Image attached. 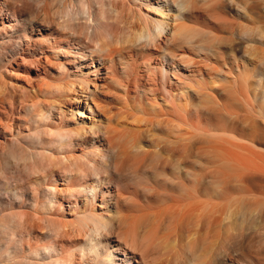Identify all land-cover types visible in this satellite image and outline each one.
<instances>
[{
    "label": "rangeland",
    "instance_id": "rangeland-1",
    "mask_svg": "<svg viewBox=\"0 0 264 264\" xmlns=\"http://www.w3.org/2000/svg\"><path fill=\"white\" fill-rule=\"evenodd\" d=\"M67 1L68 0H0V11H2L0 13V47L2 48L0 52H3L4 55V58H0V60L6 58L7 61L5 65L0 63L2 67L0 69V94L6 99L14 100L17 106V110L15 111L17 115L15 114L14 116L17 118H14L15 122L13 121L12 126L6 124V115L3 113V109L0 108V186L2 184V190L0 191V264H54L51 258L44 259L43 254L37 255L35 253V249L45 246L48 241L54 238V228L50 219L51 215L43 210L32 208L31 204H34V200H37L36 198H29V196L25 194L16 196L9 192L10 188L5 183V180L10 177V167L12 171H15L16 174H14L16 176L19 174L18 176L23 177L22 175L27 172V169H29L28 166L32 163V160L39 161V159L41 160L42 158V155L38 154V151H35L32 146L33 141L29 138L36 127L31 123L32 120L29 119V116L25 115V113L18 108L19 101L28 100V102H31L32 100L35 102L37 99L36 102H38L39 100L43 101L49 99L47 97L44 98L43 93H41V96L39 90L42 89L43 91L45 87L49 89L48 85L50 84H63L62 86L67 84L66 86L72 85L73 87L76 85L74 89L78 90L79 84L76 81L77 79H74L75 73L77 72L82 80L86 78L85 75L88 73L89 69H77V64L71 61L74 57V46L71 44L60 45V42H57V40L56 43L52 40H46L43 47L48 58L46 63L45 61L42 62L43 67L42 64H38V66L35 62L31 63L33 58L31 59V57L23 56L20 53L41 52L37 44L46 39L48 31H45L42 35H37V33H35V28H33V32H29L30 23L36 25L38 23H42L43 25H50L52 23L51 25L53 27H58L57 23L59 24L60 22L62 23L64 19L66 20L68 16L65 18V14L68 15L70 13V18H73L72 20L74 21L71 20L72 24L74 23V25H78V27L81 25L85 26L86 19L95 10V12L99 11L105 15V19L110 21L107 22L103 19V21L105 20L106 22L104 25L107 24L105 26L107 30H110V34H112L114 40L119 42L122 41L121 45L126 47L133 46L136 42L139 44L144 41L143 39H140L141 41L137 40L138 37L136 36L142 35L144 28L147 27L146 25L150 21H162L163 26H165V31H170L169 33H171V29H174L176 34L186 35L187 38L189 37V40H191V44L190 41H188L187 45L185 43L182 44L181 41L180 43L176 41L178 43V48H175L176 45H174L175 47L168 45L164 53L168 55L170 53V48L171 50L177 49V52L186 51V55H189L190 59L192 58L191 62L185 64L187 69L190 71L191 69H200L205 75V80L208 83L214 81L217 83L216 86L225 85L228 89L222 88L225 91L227 90L228 93H226L227 96L224 94L220 97V105L218 107L221 109L217 108L220 111H216V118H214V109L212 111L213 113L209 115L210 113L203 114L205 110L203 108L209 106L211 108L209 110H212V108H216L217 106H215V104H210L204 97H197V95H195L196 93H194L196 89L193 87V82L185 83L186 88H191L189 90V104L192 110L197 109L201 112V116L203 115L200 117L202 124L200 123L201 126L198 124V127H203V129L206 128L205 130H207L209 128L208 126L212 124L213 127L220 128L223 125V122H220L221 118L223 121V117L226 115L224 117V121L226 120L224 124L234 123L238 125L239 128L247 130V122H244V118L241 119L240 117L247 115L246 117L249 118H247L248 120L246 119L248 124L253 121L252 117L248 116L250 114V112H246L248 110H244L246 108V106L243 105L244 103L236 98V94L240 92L241 86L244 84H246V87L249 83L252 85L249 84L252 87L249 86V88L253 90L251 91L250 89V98L253 100L254 105L264 108V0H172L174 5L172 3L167 4L163 0H161L159 4L154 2V0H150L149 4L145 2L146 0H125L124 3L119 1L116 4L118 9L114 10L111 6L112 3L108 0L109 3L106 0L103 2L102 0H93L94 3H90V0H81L80 2L79 0ZM110 3L111 5H109ZM102 4H104V6H102ZM108 5L112 7V11L109 9ZM7 8L14 10L15 14L4 18L2 15L5 14ZM67 8L69 10H67ZM98 8L99 10H97ZM100 9H102V12ZM212 9L220 13L222 11L221 14L224 18L222 19L218 16L209 15V11ZM64 10L69 11V13H65ZM106 11H109L111 15L107 16L105 14L107 13ZM145 15L147 19L144 17ZM148 18L150 20L149 22L147 21ZM89 26L92 27L91 22H89ZM78 27L77 29L80 30L79 32L81 34L84 32V35L89 36L92 31V29L85 30L83 27L82 29ZM24 29H26V39L20 37L19 40H16V36L20 35ZM50 33H52L51 30ZM56 34L57 33L53 32V36L57 39L58 34ZM25 42L29 44L28 49L24 45ZM99 43L101 44V42ZM179 47L181 49H179ZM50 52H53V54H50ZM138 52H141L138 55L140 69H144L143 65H146L144 63L145 58L147 55H151V51L139 49ZM70 61L71 64H67ZM89 63L90 61L85 64ZM62 64L64 66H59ZM118 71L121 73L120 70ZM90 77L92 80L94 79V76L91 75ZM119 77L121 79V82H117L118 85L120 84L119 86L116 85V82L107 81L106 87L104 89L98 88L100 92L97 91L96 94H94L95 98L92 96L91 99H87L86 102H79L76 100L78 96L72 93L64 96L63 101L65 102L62 101V104L55 102V106L60 110L58 109L53 112L54 114H52L51 120L47 122V124L43 121L41 122V129L39 132L42 134H40L49 136L50 132L46 130L47 128L55 129L54 131L52 130V133L57 130L60 132L65 131L64 133H68V131L72 133L77 127L84 129L83 132H86V130L91 129L90 127H92V124L98 127L103 126L102 128H104L108 125L107 120L101 116L99 110L97 111L96 105L101 103L102 105L105 104L103 106L104 109L106 104L110 105L112 109L110 106L108 109L113 111L111 115L109 114L113 120L112 125H117V123L120 124L118 127H121V129L126 132H124L125 137H134L135 135L133 133L136 132L135 138H139L138 140L146 147L149 159L154 158L152 160L150 159V171L149 168L148 171L145 169V174L140 175V178L138 176L137 178L132 177L131 179V176H129L126 171L121 174L120 180L121 183H123V185H121V190L124 194L125 201H127L126 205L123 206V210L124 214H131L129 215L131 217L130 220L137 219L138 215L140 216L141 213H145L149 209L151 212L163 210L164 207L171 203V199L186 201L187 197H190L196 192L198 195L205 194V189L208 190L209 187V176H212L216 167L214 166L215 164L213 165V163L208 162L209 160L207 157L209 153L205 154V152L207 153V149L205 150L204 148H207L209 143L205 146L204 142H199L202 139L198 141L197 137H190V140L188 139L189 141L186 140V142L179 143L177 141L179 144L169 143L166 140L168 128L166 129L164 126L163 128H157V126H154V128L152 126V128L148 124L146 125L148 122L145 120L147 119L143 120L145 114H147L146 116L149 119L153 121L157 120H155V118L160 115H156V113H160L159 109L157 111L158 105L159 107L160 105H164L162 100L158 97L157 107L154 105V108L152 106L153 104L151 106L149 105L153 97L152 95H147L148 98L139 97V95H137L138 92H133L132 90L128 91L129 94H125V88L123 89V83L125 84L124 79L121 78V75ZM184 78H186V76H184ZM95 83L98 86L101 85L100 81L94 79V84L89 87L91 92L95 90ZM107 86L109 89L111 88V91L108 92ZM243 87H245V85ZM101 91L103 93H101ZM105 91L109 93V97L107 95L105 96ZM113 91L115 96L119 94V98L123 100L119 101L118 97L111 96L110 92L113 94ZM253 92H255V98ZM69 98H72L73 102H68ZM95 99L96 102L99 99L100 101L103 100L104 103H100L99 101V104L94 103L96 104L94 105L93 102H95ZM125 99L127 101L124 102ZM112 102L113 104H111ZM120 104L124 106L122 107ZM175 104L177 106L183 105L184 100H176ZM5 107H7V105H5ZM99 107L102 108L101 105L97 106L98 109ZM116 107L122 109L117 110L118 108ZM137 108L141 109L139 110ZM218 111L220 113L222 111V114H219L220 116L217 114ZM224 113L225 115H223ZM141 116L143 117L141 118ZM152 116L155 117L153 118ZM233 117L238 120V122H235ZM230 118H232L233 121ZM135 119H137V121H135ZM227 119L232 122H229V120L227 121ZM194 123L196 122L194 121ZM8 126H10V128L7 129ZM258 135H260V133ZM193 139L197 140L199 143L192 141ZM154 144H157L156 146L158 149ZM209 150L210 153L214 151H211V149ZM153 161L154 163H152ZM4 162L8 163L7 165L10 166L7 167ZM155 168L157 172H155ZM220 170L222 171L223 169ZM4 172H9L8 174L5 173L8 177L4 176ZM227 172L226 174H229L231 171ZM58 186L62 187L61 185ZM234 186L230 183L229 193L222 196L218 207L219 211L216 209V213L214 214L218 219H216V227L214 226L209 233L201 227L203 224L201 220L203 218L205 221V215L202 217L200 216V220L198 219V215L192 216V218L190 217V219L188 218L185 220L184 224L181 226H176V223L174 224L173 221H171L172 225L171 222H163L159 227V237L163 235L158 242L159 244L156 246L158 252V255L156 254L157 261L162 264H182L190 246L196 247L197 245L203 244L211 252L212 249H215L218 253H223L227 250H235V255L241 263L264 264V181H257L251 185L250 189L252 193H249L251 195L254 194L255 196L253 195V197L245 193L242 195ZM147 187H149L150 190L148 189L145 191ZM124 188L126 189L124 190ZM7 191L9 193H7ZM150 191L155 195L151 194V196ZM187 200L189 201L191 198ZM203 200L207 201L205 198H203ZM98 204L99 203H96V207ZM134 204L138 205V207ZM64 206V211L58 212L57 216L63 221H65L66 218L71 221V213H69V209L66 207L67 203H64ZM132 206L135 207V209ZM49 209L50 208H48V210ZM206 211L207 213L209 212V210ZM151 218H153V216H151ZM154 219L155 217L149 221L153 222ZM173 224L176 226L175 228ZM171 226L174 229H172ZM169 227L172 230H170ZM68 234L73 235V237L67 235V238H65V240L63 239L62 242L70 245L69 247H73L74 245L80 247L82 242H84L85 237H83V235ZM167 234L168 236H166ZM113 254L114 256L119 255L116 252Z\"/></svg>",
    "mask_w": 264,
    "mask_h": 264
},
{
    "label": "bare ground",
    "instance_id": "bare-ground-1",
    "mask_svg": "<svg viewBox=\"0 0 264 264\" xmlns=\"http://www.w3.org/2000/svg\"><path fill=\"white\" fill-rule=\"evenodd\" d=\"M80 1L81 0H79V2ZM103 1L104 0H102V2ZM108 1L112 3V5L111 3L109 5L113 8L108 5L111 11L112 9H118L116 4L119 1L122 3L125 2V0ZM160 1L161 0H154V2H157L158 4ZM163 1L167 4H173L172 0ZM92 2L93 0H90V3ZM145 2H148L149 4L150 0H146ZM102 6H104V4H102ZM67 10L69 9L67 8ZM97 10H99V8ZM100 10L102 12V9ZM109 11H106L107 13H105L107 16L111 15ZM1 12L2 11H0V13ZM67 12L69 13V11H65V13ZM221 13L214 9L209 11V15L218 16L223 19L224 17H222ZM14 14V10L7 8L5 14L2 16L7 18V16H13ZM69 14H65V18L68 16L66 20L64 19L62 23H57L58 27H53L51 25L52 23L50 25H43L42 23L36 25L30 23L29 32H33V28H35V33H37V35H42L45 31H48V35L44 41L37 44L41 52H21L20 54L31 57V59L33 58L31 63L35 62L37 65L42 64L44 61L46 63L48 57L46 56L47 54L44 51L43 46L45 45L46 40H52L54 43H56L57 40V42H60V45L71 44L74 46V48L72 47L75 50L73 52L74 57L71 61H73L74 64H77V69L89 68L88 73L85 75L86 78L82 80L80 79L79 74L77 72L75 73L74 79H77L76 81L79 84L78 90L74 89L76 85L73 87L72 85L66 86L67 84H64L65 86H62L63 84H50L48 85L49 89L45 87L43 88V91L42 89L39 90L40 95L43 93L44 98L47 97L49 99L43 101L39 100L38 102H36L37 99L35 102L32 100L31 102H28V100L19 101L18 108H20L25 115L29 116V119L32 120L31 123L36 127L34 129L35 131H32L33 133L30 134L29 138L33 141L32 146L35 151H38V154H41L42 158L41 160L39 159V161L32 160V163L28 166L29 169H27V172H25L26 170L24 171L25 174L22 175L23 177L18 176L19 174L17 177L15 171H12V168L10 167L11 172H8L10 177L7 176V172H4V176L8 177L5 180V183L10 188L9 192L16 196L25 194L28 195L29 198H36L37 200H34V204H31L32 208L41 211L43 210L51 215L50 219L53 224V236L55 239L53 238V240L48 241L45 246L35 249V253L37 255L43 254L44 259L51 258L54 264H162L157 261L158 252L156 246L159 244L158 242L163 235L162 234L161 237H159V227L163 222L170 223L173 221L174 224L176 223V226H181L184 224L185 220L188 218L190 219V217L192 218V216L198 215V219L200 220V216L202 217L205 215V221L203 218L201 220V222L203 221L201 227L209 233L217 224L218 219L214 215L216 213L215 210L217 209V211H219V203L222 196L229 193L230 183H232L233 186L235 185L234 187H236L242 195L245 193L250 195V197H253L254 194L251 195L249 193L252 191L250 189L251 185L257 181H264V151H262L264 150V108L256 107L253 100H251L250 89L252 88V85L250 83L251 86L247 84V87L246 84H244L245 87H243L244 85H240L241 90L236 94V98L244 103L243 105H245L247 109H243L245 111L248 110L246 112H250L248 116H251L253 121L249 122V125L247 121L249 118L246 117L247 115L240 118H244V122H247L246 125H248V128L250 129H241L234 123L224 124L226 121H224V117L226 116L225 113L223 114L225 115L223 121L222 118L220 121L223 122L222 127L215 128L212 124V126H208L209 128L207 130H205L206 128L203 129V127H198V124L202 121H200V117L203 115L201 116V112L197 109L192 110L189 104V90L191 88H186L185 83L193 82V87L196 89L194 92L196 93L195 95H197V97H204L210 104H215V106H217L216 108H212V110H209L211 109L209 106L203 108L205 109L203 114L210 113L209 115H211L214 112V118H216V111L219 110L217 108H220L218 107L220 105V97L224 94L227 96L226 93H228V89L225 85H220L219 87L216 86L217 83L214 81L208 83L205 80V75L200 69H191V71L187 69L185 64L191 62L192 58L190 59L189 55H186V51L183 50L177 52V49L171 50L170 48V53L168 55L164 53V50L168 45L173 47L176 45L175 48H178L177 45L180 41L182 44L185 43L186 45L187 42L190 41L191 44L189 37L187 38L186 35H180L179 33L176 34L174 29H171V33H169L170 31H165V26H163L162 21L157 22L158 20H155L156 22H154V20L150 21L148 18L147 21L150 22H147V27L144 28L142 35L136 36L138 37L137 40L143 39L144 41L139 44L136 42L133 46L125 47L121 45L122 41L119 42L114 40L112 34H110V30H107V27L105 26L107 24L104 25V23H106L105 20L107 22L109 20L105 19L106 16L99 11L95 12L94 10L86 19L85 26L81 25L79 27L78 25H74V23L72 24L71 20L73 18L71 19ZM144 17L147 19L146 15ZM103 19L105 20L103 21ZM89 22L92 23V27L89 26ZM77 27H81L80 29L83 27L85 30L92 29L90 33L91 35H84L83 30L82 35ZM50 30L52 33H50ZM53 32L58 34L57 39L53 36ZM20 37L26 39V29H24L20 35L16 36V40H19ZM176 41H178V43ZM99 42H101V44ZM24 45L27 49L29 48V44L26 42ZM180 47L179 49H181ZM0 49L2 48L0 47ZM139 49L151 51V53L146 52L151 55H147L145 58L146 62L144 61V63L147 66L143 65L144 69H140V62L138 63V55L141 53L138 52ZM50 54H53V52H50ZM0 55V58L3 59V52H0ZM71 61L67 64H71ZM88 61H90V63L85 64ZM0 63L5 65V63H7L6 58L0 60ZM59 66L64 65L62 64ZM1 68L2 67L0 66V69ZM118 70H120L121 73H119ZM91 75L94 76L95 80L101 82V85L99 86L95 83L96 86L94 87L95 90L93 92H91L89 88L94 84V79H91ZM120 75L125 82V84L123 83L125 94H129L128 91L132 90L133 92H138L137 95H139V97L148 98L147 95H152L153 99L150 97L151 103H149V105L151 106L153 104L152 106L154 108L155 106L157 107L158 104L157 98L159 97L162 100L164 105H160V107L158 105L157 111L159 109L160 113L158 112L156 115H160L155 118V120L157 119L156 121L149 119L146 116L147 114H145V117L141 116V118L143 117V120L147 119L145 121L148 123H145L150 127L157 126V128H163L164 126L166 129L168 128L166 140L169 143L179 144L184 141L186 142V140L189 141L190 137H197L198 141L199 139H202L199 142H204L205 146H207L208 143L210 146L211 143L210 147L207 146V148H204L203 146V148L205 150L207 149V153L205 152V154L209 153V156L207 157L209 160L208 162L213 163V165L215 164L214 166L216 167L212 176H209V187L208 190L205 189V194L198 195L196 192L197 194L195 193L190 197L186 196V201L171 199V203L164 207L163 210L157 212L152 211V213L149 209L150 211L148 210L145 213H141L140 216L138 215L137 219L130 220L131 217L129 215L131 214L126 215L127 213L124 214L123 210V206L126 205L127 201H125L124 194L121 190V185H123L120 180L121 174L126 171L128 175L131 176V179L132 177L137 178L138 176L140 178V175L145 174L144 172L146 170L148 171V168L150 171L149 163L154 158H150L151 160L149 159L147 156L148 150L146 151V147H144L138 140L139 138H135L137 134L136 132V134L133 133L135 135L134 137H125L126 132L122 130L121 127H118L120 124L117 123V125H112L113 120L110 115L113 111L108 109L110 105L107 104L105 109L103 108L105 105H102L101 103H104L103 100L100 101L98 99L96 102L95 99L93 104L98 103L99 101L101 103H98L102 106V108L99 107V109L97 108L99 105H94H96V109L97 111L99 110L101 116L107 120L108 125L104 128H102L103 126L101 125V127H98L95 124H92V127H90L91 129L86 130V132H83L84 129L77 127L73 131L70 130L72 133L68 130V133H64L65 131L60 132L57 129L56 130L59 132L56 131L52 133L55 129L47 128L46 130L50 132V135H41L42 133L39 132L41 129V122L43 121L47 124V122L51 120L52 114H54L53 112L59 109L55 106V102L62 104L65 102L63 101L64 96L70 95L71 93L78 96V99H75L79 102H86L87 99H91V97L96 94L98 88L104 89L108 83L107 81L119 83L121 80L119 77ZM184 76H186V78H184ZM118 83L116 84L117 86L120 85H118ZM249 86L251 88H249ZM222 88L227 89V92ZM102 91L101 93L104 92ZM106 91L105 96H108V92L111 91V88L109 89L108 87V92ZM251 91L253 90L251 89ZM255 92H253V95ZM110 93L111 96H115L114 91V95L112 92ZM115 97L119 98L120 95L117 94ZM255 97L256 96L254 95V98ZM180 99L184 100V104H181L182 106H177L175 102L176 100L180 101ZM118 100L121 101L123 99L119 98ZM69 101L73 102V99L69 98L68 102ZM125 101L127 100L125 99L124 102ZM111 104H113V102ZM5 105H7V107H5ZM0 108L3 109L4 112H2L6 115V124L12 126L16 114L15 111L17 110L16 102L12 99H6L0 94ZM120 109L122 108H118L117 110ZM219 111L217 114H222V111L221 113ZM152 117L154 118L155 116ZM228 120L229 119H227V121ZM234 120L235 122H238V120ZM135 121H137V119H135ZM194 121L196 123H194ZM232 121L229 120V122ZM10 126H8L7 129L10 128ZM46 130L44 131L47 132ZM257 132L258 134L260 133V135H258ZM177 141L179 143H177ZM192 141L198 142L195 139ZM154 145L156 146L157 144ZM156 148L158 149L157 146ZM209 149H211V151L214 150L212 153H215H210ZM4 163L6 165L8 164L6 162ZM152 163H154V161ZM8 166L10 165H7V167ZM218 168L231 172L226 174L227 171L222 170V172ZM154 170L157 172L156 168ZM5 173L7 174L5 175ZM58 185H61L62 187H59ZM1 186L0 191L2 190ZM125 189L126 188H124V190ZM148 189L149 187H147L145 191ZM9 192L7 191V193ZM151 194L155 195L150 191V195ZM188 198H191V200L188 201ZM203 198L207 201H204ZM63 202L67 203L66 207H68L69 213H71V221L67 218L63 221L57 216L58 212L64 211L65 206ZM96 203H99L97 207ZM134 205L138 207V205ZM48 208L50 209L48 210ZM133 208L135 209V207ZM205 209L209 210V212L207 213ZM151 216H153V218L155 217L153 222H150L153 219ZM175 225L173 226L174 228L176 227ZM173 227L172 229H174ZM172 229L170 228V230ZM68 233L79 236L83 235V237H85L84 242H82L80 247L75 245L69 247L70 245L62 242L63 239L65 240V238H67V235H69ZM166 236H168V234ZM69 237H73V235H69ZM155 248L157 253L155 252ZM114 252L119 255L114 256ZM235 253V250H227L223 253H218L215 249H212L211 252L203 244L199 246L197 245L196 247L190 246L187 256L182 264H247L241 263V261L237 259Z\"/></svg>",
    "mask_w": 264,
    "mask_h": 264
}]
</instances>
